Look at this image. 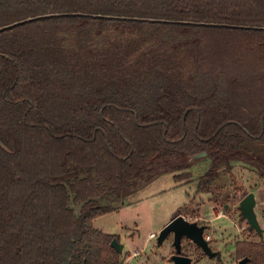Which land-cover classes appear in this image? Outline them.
Returning a JSON list of instances; mask_svg holds the SVG:
<instances>
[{"label":"trees","instance_id":"obj_1","mask_svg":"<svg viewBox=\"0 0 264 264\" xmlns=\"http://www.w3.org/2000/svg\"><path fill=\"white\" fill-rule=\"evenodd\" d=\"M29 18L0 32V264H122L94 220L201 161L199 193L236 158L264 181V0H0Z\"/></svg>","mask_w":264,"mask_h":264},{"label":"rangeland","instance_id":"obj_2","mask_svg":"<svg viewBox=\"0 0 264 264\" xmlns=\"http://www.w3.org/2000/svg\"><path fill=\"white\" fill-rule=\"evenodd\" d=\"M249 145L256 147L255 153L264 158V144L259 147L256 143ZM209 163L205 160L195 164L194 175L181 180L176 179L177 173H164L142 188L124 194L119 211L94 220L96 229L117 236L119 243L123 244L122 264H172L174 235L171 234L161 246L158 239L162 229L178 212L205 226V238L210 237L212 250L220 252V256L212 258L193 242L184 239L183 251L193 259V264H239L237 244L264 241V181L256 167L236 158L231 162V173L217 178L214 190L199 193L198 180L209 168ZM242 190L247 195L255 194V211L263 228V237H257L258 233L251 230L247 220L243 219L240 202L247 195L242 197ZM151 233H155L157 238L150 239ZM135 253L139 254L134 256Z\"/></svg>","mask_w":264,"mask_h":264},{"label":"water","instance_id":"obj_3","mask_svg":"<svg viewBox=\"0 0 264 264\" xmlns=\"http://www.w3.org/2000/svg\"><path fill=\"white\" fill-rule=\"evenodd\" d=\"M52 15H47L44 17H50ZM96 17H104L102 15H98ZM42 18V17H40ZM110 18V17H108ZM34 18H29L27 20H23L17 23H14L9 26H5L0 28V32L15 27L17 25L27 23L32 21ZM151 22H155L157 20H149ZM206 152H202L196 154L192 157L191 160L199 159L203 156H206ZM256 198L254 193L248 194L241 202H240V210L243 216V219L247 220L250 225L251 230H255L260 237H263V228L261 227L257 213L255 211L256 207ZM205 226H200L196 221H190L185 216L179 215L176 218L172 219L161 231L158 239V243L161 246L163 242L171 235H174V247L175 253L171 256L170 261L172 264H193V259L190 256L184 255L182 248V241L184 239H188L192 241L195 245L203 250V252L212 258H216V256H220L219 251H213L209 240L205 238ZM118 252H123V244L119 243L117 239H114L111 244ZM248 259H242L239 261V264H247Z\"/></svg>","mask_w":264,"mask_h":264},{"label":"built area","instance_id":"obj_4","mask_svg":"<svg viewBox=\"0 0 264 264\" xmlns=\"http://www.w3.org/2000/svg\"><path fill=\"white\" fill-rule=\"evenodd\" d=\"M157 238V235L155 233L150 234V239H155ZM210 237H207V240H209ZM139 253H135L134 256H137ZM133 257V255L130 257V259ZM130 261V260H129Z\"/></svg>","mask_w":264,"mask_h":264},{"label":"crops","instance_id":"obj_5","mask_svg":"<svg viewBox=\"0 0 264 264\" xmlns=\"http://www.w3.org/2000/svg\"><path fill=\"white\" fill-rule=\"evenodd\" d=\"M216 210V209H215ZM217 212V211H216ZM166 226V225H165ZM206 239H207V236H206ZM210 241V240H209ZM210 244V243H209ZM211 246V245H210Z\"/></svg>","mask_w":264,"mask_h":264},{"label":"flooded vegetation","instance_id":"obj_6","mask_svg":"<svg viewBox=\"0 0 264 264\" xmlns=\"http://www.w3.org/2000/svg\"><path fill=\"white\" fill-rule=\"evenodd\" d=\"M192 242V241H191Z\"/></svg>","mask_w":264,"mask_h":264}]
</instances>
